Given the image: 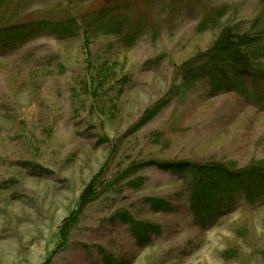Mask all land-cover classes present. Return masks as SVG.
I'll return each mask as SVG.
<instances>
[{
  "label": "rangeland",
  "instance_id": "1",
  "mask_svg": "<svg viewBox=\"0 0 264 264\" xmlns=\"http://www.w3.org/2000/svg\"><path fill=\"white\" fill-rule=\"evenodd\" d=\"M224 29L258 76L185 83ZM185 161H264V0H0V264H264V191Z\"/></svg>",
  "mask_w": 264,
  "mask_h": 264
},
{
  "label": "trees",
  "instance_id": "2",
  "mask_svg": "<svg viewBox=\"0 0 264 264\" xmlns=\"http://www.w3.org/2000/svg\"><path fill=\"white\" fill-rule=\"evenodd\" d=\"M256 39L249 35H235L229 29L221 31L212 45L202 53L197 55L200 65L186 69L183 81L192 83L196 79L211 76L213 71L222 75L223 82L229 84L226 68L231 72H246L251 76H258L252 66L249 55L244 48L252 45ZM211 71H210V70ZM213 74V73H212ZM237 90V89H235ZM238 91V90H237ZM167 168L172 171L182 172L190 169L195 173L206 174L208 184L201 186L200 181L194 176V190L192 192V203L194 209H203L215 200L217 193L228 194L239 189H243L248 199H253L264 191V161L261 164L245 167L241 169L232 168L223 163H212L199 165L189 161L179 163H168ZM95 194L92 184H90L81 194L79 205L67 218L63 220L61 235L67 237L78 221L82 208L93 198ZM140 237V234H138ZM141 239V238H138ZM47 261L43 264H49Z\"/></svg>",
  "mask_w": 264,
  "mask_h": 264
}]
</instances>
